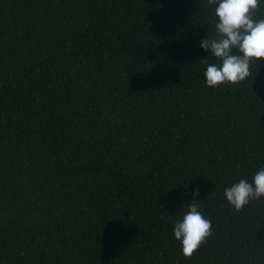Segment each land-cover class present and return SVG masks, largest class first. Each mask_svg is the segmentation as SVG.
I'll list each match as a JSON object with an SVG mask.
<instances>
[{
	"label": "trees",
	"instance_id": "16d2710c",
	"mask_svg": "<svg viewBox=\"0 0 264 264\" xmlns=\"http://www.w3.org/2000/svg\"><path fill=\"white\" fill-rule=\"evenodd\" d=\"M214 8L0 0V264H264V197L223 194L264 167V58L207 86ZM193 199L213 234L189 259Z\"/></svg>",
	"mask_w": 264,
	"mask_h": 264
},
{
	"label": "clouds",
	"instance_id": "9594fccd",
	"mask_svg": "<svg viewBox=\"0 0 264 264\" xmlns=\"http://www.w3.org/2000/svg\"><path fill=\"white\" fill-rule=\"evenodd\" d=\"M214 8V36L202 39L201 48L209 51L218 63H208L204 76L213 89L238 86L252 77L264 58V16H258L261 0H208ZM256 74V75H257ZM224 197L235 210L241 211L252 200L264 197V167L249 182L240 179L225 187ZM199 196V188L193 192ZM213 234V225L193 199L183 218L175 222L174 238L182 245L186 258H191Z\"/></svg>",
	"mask_w": 264,
	"mask_h": 264
}]
</instances>
